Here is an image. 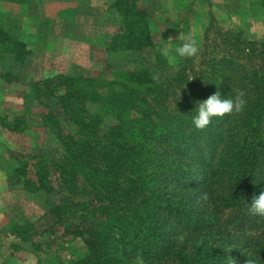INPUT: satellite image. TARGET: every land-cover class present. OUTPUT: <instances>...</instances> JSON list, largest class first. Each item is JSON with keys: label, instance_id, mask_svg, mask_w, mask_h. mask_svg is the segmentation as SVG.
Here are the masks:
<instances>
[{"label": "trees", "instance_id": "1", "mask_svg": "<svg viewBox=\"0 0 264 264\" xmlns=\"http://www.w3.org/2000/svg\"><path fill=\"white\" fill-rule=\"evenodd\" d=\"M149 1L109 2L119 21L97 43L139 58L116 70L76 66L24 84L31 48L0 26V79L16 89L0 143L13 152L12 184L42 210L28 216L17 201L18 221L0 230L21 262L62 264L54 243L71 237L82 252L67 264H264V216L251 210L264 193V41L211 20L198 53L170 72ZM216 92L243 93L246 106L196 129V103ZM239 229L245 250H222Z\"/></svg>", "mask_w": 264, "mask_h": 264}, {"label": "rangeland", "instance_id": "2", "mask_svg": "<svg viewBox=\"0 0 264 264\" xmlns=\"http://www.w3.org/2000/svg\"><path fill=\"white\" fill-rule=\"evenodd\" d=\"M110 1L0 0V26L32 51V55L26 57L24 66L19 70L20 81L28 84L31 80L52 77L76 66L86 72H101L106 66L113 70L119 69L127 60L134 65L139 64V58L125 59L122 51H107L104 45L97 43L103 41V35L107 34L108 37L119 21L109 9ZM148 7L158 24L159 50L167 47L170 55L175 57L174 63L166 57L171 66L170 72L181 61L175 48L184 42L185 37H191L196 41L199 51L202 37L211 20L215 24L214 28L232 33L239 31L250 40L264 41V0H150ZM1 47L0 44V72L4 71L5 65L2 57H6L1 54ZM143 58L148 64L153 62V55H144ZM128 66L130 68L133 65ZM109 71L111 72L110 69ZM15 91L0 79V115L13 99ZM46 137L43 134L40 136L41 144L44 145ZM10 154L13 152H8L0 143V230L12 226L13 220L18 221V212L11 211L17 201L24 210L27 207L28 216H38L42 212L36 201L29 202L26 192L12 184L10 179L13 163ZM43 221L40 219V224ZM243 231L239 229L229 245H222V250L236 245L244 251L238 241L239 234ZM6 238L7 236L0 235V264H35L36 259L29 263L21 262L20 258L25 253L21 250L13 252L7 247L9 239ZM54 246L61 251L66 262L82 252L81 243L71 237L55 242ZM58 257L54 261L51 258L44 259V264H58ZM232 257L235 256L227 261L230 262ZM66 262L62 264H67Z\"/></svg>", "mask_w": 264, "mask_h": 264}, {"label": "clouds", "instance_id": "3", "mask_svg": "<svg viewBox=\"0 0 264 264\" xmlns=\"http://www.w3.org/2000/svg\"><path fill=\"white\" fill-rule=\"evenodd\" d=\"M177 56L194 57L198 53L197 43L191 37H185L184 42L175 48ZM161 54L169 59L170 62H175V57L171 56L167 47L161 49ZM246 106V100L243 98V93L233 98H224L219 92L210 95L207 99L196 103L195 115L192 117V124L196 129L206 128L213 118H223L225 115L240 113ZM208 196L205 193L202 199L207 200ZM251 210L258 216H264V193L258 197H253L251 202ZM247 264H254L253 261Z\"/></svg>", "mask_w": 264, "mask_h": 264}]
</instances>
